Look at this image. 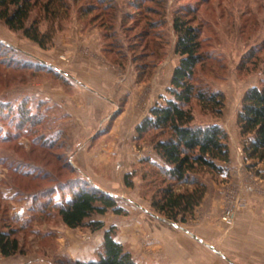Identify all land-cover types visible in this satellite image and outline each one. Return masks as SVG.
<instances>
[{
	"label": "rangeland",
	"instance_id": "rangeland-1",
	"mask_svg": "<svg viewBox=\"0 0 264 264\" xmlns=\"http://www.w3.org/2000/svg\"><path fill=\"white\" fill-rule=\"evenodd\" d=\"M43 1L35 0L28 20H37L41 31L53 30L52 44L47 49L40 48L20 31L9 30L0 21V229H13L20 248V252L8 257L0 254V264H70L77 258H94L106 229L114 227L113 237L116 240L136 238L135 222L143 218L158 226L153 238H192L171 225L169 222L173 221L156 213L150 206V197L160 185L159 176L149 175L152 166L146 161L142 162L145 158L160 162L153 150L150 133L135 140L132 151L140 158L132 163L133 170L124 173L121 180L120 177L112 179L107 191L99 189L74 167L73 155L79 148L78 141L72 145L69 136L73 117L65 112L60 103L44 99L43 84L58 83L70 91L73 81L69 69L71 57L69 53L55 52V38L59 36L64 39L65 32L70 31L76 21L85 27H99V23L91 22L90 15L84 16L78 12V6L90 0L74 3L66 0L69 2L66 13L53 4L46 14ZM133 2L141 7L136 9L137 5H132L131 0H120L117 19L111 23L105 22V26L112 28V35L101 43L102 52L109 61L118 63L123 73L132 74L135 81V64L144 63V76L137 81L143 80L145 89L150 93L160 89L168 96L164 88L173 65L178 63V56L174 53L175 37L169 23L172 11L180 3L194 5L196 0L161 1L163 7L158 11L159 15L144 7L153 6L152 3H142L141 0ZM52 10H57V13L53 14ZM195 16L193 23L199 27L207 58L204 64L197 67L195 78L211 89L221 91L225 100L220 117L203 112L193 101L194 124L216 123L222 126L228 134L230 160L228 165H223L219 174L202 175L207 190L201 203L185 222L174 223L199 238L202 237L198 233L216 238L215 223L231 222L241 203L248 202L255 212L264 214L261 213L264 209L255 207L264 204V182H252L253 174H246L236 125V113L244 91L259 85L263 77L264 0H202ZM143 30L148 31L143 33ZM157 40H161L165 47L156 51V57L149 56ZM43 50L58 54L57 57L64 62L65 67L60 74L45 71ZM116 116L112 114L110 119ZM95 172L103 173L98 169ZM125 174H130L131 187L124 184ZM247 181L252 185V191L258 193L256 196L259 199L251 197L248 200L243 196ZM84 183L111 195L124 213L116 214L108 210L104 214H92L86 219L87 222L100 220L104 224L103 228L95 231L87 226H65L56 210L50 206L54 202L68 200L73 188ZM233 183L240 188L236 189V186L232 198L219 203L218 211H215V206L210 204L219 197L221 185ZM228 190L232 192L233 189ZM45 203H48L47 207ZM228 207H233L234 213L225 220L222 214ZM152 214L164 218L167 224L156 222ZM145 232L139 238H150ZM199 244L201 252L193 251L192 264H227ZM122 245L129 250L128 244ZM243 260L248 264H264L263 255L250 254ZM166 263H171V260H163L161 264Z\"/></svg>",
	"mask_w": 264,
	"mask_h": 264
},
{
	"label": "trees",
	"instance_id": "trees-1",
	"mask_svg": "<svg viewBox=\"0 0 264 264\" xmlns=\"http://www.w3.org/2000/svg\"><path fill=\"white\" fill-rule=\"evenodd\" d=\"M78 1L80 0H71V3ZM131 1L132 5H137L136 9L141 7L139 3ZM141 1L152 3L153 6L144 7L159 15L162 3H172L176 0ZM201 1L196 0L194 5L189 2L180 3L173 9L169 23L175 37L174 53L178 56V63L173 68L170 84L166 89L168 96L162 97L161 102L154 104L149 116L135 129L137 139L146 133L151 134L153 150L160 160H142L152 166L149 175L160 177V185L150 197V206L156 213L173 222H185L201 203L207 190L202 175L219 174L223 165L228 164L230 160L228 134L222 126L216 123L194 124L191 105L193 101L203 112L220 117L225 100L221 91L213 90L195 78L197 67L207 59L199 27L193 23ZM34 3L35 0H0V21L9 30L20 31L40 48L47 49L52 44L54 32L52 29L41 31L37 20H28ZM67 3L69 2L66 0H45L43 11L46 14L54 4L66 13ZM52 12L56 14L57 10ZM78 12L84 16L90 15L91 22L98 21L103 40H106L112 35V28L104 24L117 19L120 6L116 0H90L86 4H80ZM146 31L148 30H143V33ZM157 41L153 44L154 50H151L149 56L156 57V51L165 47L161 40ZM103 49L107 50L105 47ZM135 65L138 80L144 76L145 64ZM262 73L260 84L244 91L236 113V125L242 139L244 168L264 180V60ZM124 184L126 187L132 186L130 174H125ZM45 206L47 207L48 203H45ZM50 207L56 210L60 221L68 228L87 226L92 231L104 226L100 220L87 222L86 219L92 214H104L108 210L116 214L124 213V209L116 204L111 195L87 183L77 184L68 200L54 202ZM14 233L13 229H0V254L4 257L20 252ZM113 235L114 227L110 226L103 232L102 242L94 258L76 259L70 264H142L138 263Z\"/></svg>",
	"mask_w": 264,
	"mask_h": 264
},
{
	"label": "crops",
	"instance_id": "crops-1",
	"mask_svg": "<svg viewBox=\"0 0 264 264\" xmlns=\"http://www.w3.org/2000/svg\"><path fill=\"white\" fill-rule=\"evenodd\" d=\"M116 1L120 3V0ZM80 24V21H76L75 26L65 32L64 39L58 36L54 41L57 48L55 52L69 53L71 57L70 68L67 66L73 79L70 91L65 90L61 84L47 82L43 84V94L44 99L60 103L65 112L73 117L69 136L72 145L78 141L79 148L73 155L74 167L82 172V176L91 179L99 189L107 191L112 179L120 177L121 180L124 173L133 170L132 163L140 158V155L135 156L132 151L137 137L135 129L149 116L150 109L160 102L165 93L160 89L150 93L145 89L143 80L135 81L132 74L123 73L118 63L109 61L102 52L101 28ZM51 51L43 50L45 71L52 70L54 74H60L65 64L58 58V54ZM175 66L176 64L173 65ZM171 74L164 91L170 84ZM112 114L117 116L110 119ZM96 169L103 173L95 172ZM248 172L246 174H249ZM251 180L264 182L254 174ZM249 183L247 181L243 188V196L248 200L251 197L259 199L256 196L258 193L252 191V185ZM221 186L219 197L215 199V203L210 204L215 206V211H218L219 203L232 198L236 186V189L240 188L235 183ZM228 188L233 189L232 192ZM255 207L258 210L264 209V204H257ZM263 215L255 212L248 202H244L231 222L215 223L216 238L198 234L205 242L215 244L236 264H248L243 260L245 256H264ZM151 217L158 223H166L159 216L152 214ZM135 223L136 238H119L117 241L128 244L133 258L138 263L161 264L163 260H171V263L166 264H192L193 251L201 252V246L195 239L153 238L158 229L154 222L143 218ZM143 232L150 235V238H139ZM171 233L174 235V232ZM93 249L92 246L91 250ZM89 259L91 257L88 256L79 260Z\"/></svg>",
	"mask_w": 264,
	"mask_h": 264
},
{
	"label": "water",
	"instance_id": "water-1",
	"mask_svg": "<svg viewBox=\"0 0 264 264\" xmlns=\"http://www.w3.org/2000/svg\"><path fill=\"white\" fill-rule=\"evenodd\" d=\"M160 219L165 220L164 218L159 217ZM171 225H173L174 227H177L179 229H181L182 231L186 232L188 235H190L193 239H195L196 241H198L199 243H201L202 245H204L206 248H208L209 250H211L214 254H216L217 256H219L223 261H225L227 264H236L233 260H231L230 258H228L225 254H223L216 246L211 245L207 242H205L204 240H202L201 238L197 237L196 235L190 233L189 231H187L185 228H183L182 226L174 223V222H169Z\"/></svg>",
	"mask_w": 264,
	"mask_h": 264
},
{
	"label": "built area",
	"instance_id": "built-area-1",
	"mask_svg": "<svg viewBox=\"0 0 264 264\" xmlns=\"http://www.w3.org/2000/svg\"><path fill=\"white\" fill-rule=\"evenodd\" d=\"M233 213H234L233 207L225 208V210L223 211V214H222V218L225 220H228L233 216Z\"/></svg>",
	"mask_w": 264,
	"mask_h": 264
}]
</instances>
